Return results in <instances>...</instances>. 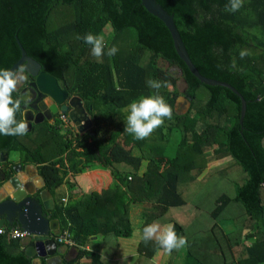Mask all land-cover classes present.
Here are the masks:
<instances>
[{"label":"trees","instance_id":"trees-1","mask_svg":"<svg viewBox=\"0 0 264 264\" xmlns=\"http://www.w3.org/2000/svg\"><path fill=\"white\" fill-rule=\"evenodd\" d=\"M155 1L173 17L197 71L242 96V125L240 99L200 83L179 59L164 24L140 0H0V68L19 60L17 39L44 72L63 82L70 99L81 101L92 123L79 132L64 115L68 124L62 127L58 112L23 136L0 135V154L7 153L1 169L8 180L17 164L35 166L54 201L48 211L59 224L54 234L67 231L83 247L75 249L73 262L116 264L105 241L132 235L131 205L140 204L135 264H161L164 253L166 264H174L178 249L168 253L155 239L144 241L143 228L153 222L172 224L186 237L187 254L197 264H264V0H244L236 12L226 10L229 0ZM87 33L103 35L105 52L115 46L117 53L93 57L78 38ZM242 50L251 54L241 59ZM159 59L176 67L185 83L190 107L184 114L174 110L181 96L177 79ZM149 80L166 85L159 95L173 116L137 140L125 131L129 105L156 93ZM25 106L18 120H24ZM175 132L179 141L169 154ZM87 170L92 182L81 188L67 183L63 202L57 191L66 176L82 183ZM224 221L232 225L228 233L220 226ZM9 230L0 232V264H32Z\"/></svg>","mask_w":264,"mask_h":264},{"label":"water","instance_id":"water-1","mask_svg":"<svg viewBox=\"0 0 264 264\" xmlns=\"http://www.w3.org/2000/svg\"><path fill=\"white\" fill-rule=\"evenodd\" d=\"M140 1L141 5L150 15L164 24L170 33L175 52L179 59L200 83L206 86L226 88L240 99L241 112L239 124L242 125L246 109V103L242 96L236 89L225 82L203 77L191 62L178 30L175 27L173 17L155 0ZM16 42L20 50V58L10 69L15 70L21 65H25L27 67V75L30 79L28 85L19 92V96L22 97V102L26 105L24 109L28 108L33 112H37L39 110L37 104L44 98L46 107H42L43 109L41 111L45 108L47 109V119L59 112L62 115H67L72 122L68 104L71 99L63 82L44 72L38 62L27 56L17 39ZM175 69L179 72L176 67ZM33 93L36 94V99L30 104ZM84 117L91 127L92 123L85 112ZM80 122L82 121L79 120V125H82ZM6 158L7 153L1 152L0 163L6 160ZM14 171L15 175L6 180L5 174L0 166V189L5 193L4 198L0 200V230L18 227L26 232L28 234L26 238L28 244L24 247V255L32 260V264H37L35 258L45 259L46 256H52L55 253L56 244L50 238V235L53 230V224L57 225L58 221L51 220L48 215V211L54 208V201L49 191L43 189L44 183L39 175L35 176L39 181L38 185L32 177H21V168L19 170H15L14 168Z\"/></svg>","mask_w":264,"mask_h":264},{"label":"clouds","instance_id":"clouds-1","mask_svg":"<svg viewBox=\"0 0 264 264\" xmlns=\"http://www.w3.org/2000/svg\"><path fill=\"white\" fill-rule=\"evenodd\" d=\"M244 0H229L226 10L236 12L243 7ZM91 46L93 57L100 58L103 55L114 56L118 49L113 46L107 48L103 35L87 33L78 37ZM250 51L242 50L240 57L250 55ZM27 67L21 65L15 70L0 68V135L23 136L28 132V123L23 119H17L21 113L22 97L14 95L27 82ZM149 87L156 93L133 101L129 105V114L125 131L132 134L137 140L149 137L157 128L164 124L165 119L171 120L173 116L172 107L159 95L162 82L149 80ZM5 229V228H4ZM143 239L145 242L155 239L157 243L168 253L174 249H180L187 245V238L176 233L172 224L163 228L159 223L153 222L143 228Z\"/></svg>","mask_w":264,"mask_h":264},{"label":"rangeland","instance_id":"rangeland-1","mask_svg":"<svg viewBox=\"0 0 264 264\" xmlns=\"http://www.w3.org/2000/svg\"><path fill=\"white\" fill-rule=\"evenodd\" d=\"M105 34L110 37L111 32H110V27L107 26L105 29ZM158 65L162 68V69H166L169 72H171L177 79V90L178 92L181 94V96H179L176 101H175V105H174V110L176 113L178 114H184L188 111L189 107H190V101L186 98V96H184V90H185V83L180 75V72H178L175 67H170L166 62H163L162 60H158ZM25 86V84L19 89V92L22 90V88ZM171 89V88H169ZM69 114L71 116L72 119V124L74 125V128L79 131V132H83L87 129L90 128L88 122L86 121V118L84 117V109L82 108L81 105V101L76 98V97H72L71 100H69ZM47 109L45 108L43 110V113H36L33 112L29 109H26L24 112V120L28 123L29 127L28 129L31 127V125L33 123H37L40 122L44 119H47V114H46ZM79 120H82V122H80L82 124V127H80L79 125ZM179 141V134L178 133H173L170 137V139L167 142V149L166 152H168L169 154H173V149L176 148L177 143ZM11 155L13 156H17V154L12 153ZM96 168V167H94ZM145 168V163L142 165L141 170H144ZM69 180V179H68ZM65 189V186L61 187L58 191V195L60 196H65L64 199H66V194L63 193ZM63 193V194H62ZM3 198V197H2ZM0 198V200L2 199ZM102 204V202L100 203V205ZM131 218L133 221V231H132V235L129 237H118L116 239H114L113 237L110 238V243L116 244L114 245L113 248H111L109 251L112 253V251L114 253H118L120 252L123 255L126 254H130L136 251V247L138 244V240L140 238V231L138 229L140 222L142 220V216H143V209L141 207L140 204H135V205H131ZM118 244V247H117ZM120 244V245H119ZM123 244V247H122ZM120 247L119 251L118 248ZM166 253L163 254L162 256V261L161 264H166V261L168 260V256L165 255ZM136 260V258H134ZM138 259V256H137ZM138 261V260H137ZM124 264H130L129 261H125ZM174 264H197L188 254H187V250H186V246L183 248L178 249V253H177V257L174 261Z\"/></svg>","mask_w":264,"mask_h":264},{"label":"crops","instance_id":"crops-1","mask_svg":"<svg viewBox=\"0 0 264 264\" xmlns=\"http://www.w3.org/2000/svg\"><path fill=\"white\" fill-rule=\"evenodd\" d=\"M82 121V120H81ZM72 123V122H71ZM82 127V125H80V127L79 128H81ZM30 129V128H29ZM28 129V130H29ZM16 158H17V156H13V155H10V159H12V160H16ZM6 160H7V158H6ZM5 161V160H4ZM3 161V162H4ZM15 170H19V168H21V166L19 165V164H17L15 167ZM21 177H23V178H26L27 176H29V177H32V178H34V180L36 181V184H38L39 185V181L36 179V175H37V173H36V169H35V166H33V165H27L24 169H22L21 168ZM26 174H25V173ZM87 174H91L90 173V170H87L85 173H83V176L85 177L84 178V180H82V183L81 182H78L77 180H76V176L74 177V175L72 174V173H69L67 176H66V178H65V180H66V184L65 185H63V186H65V189H64V191H63V193H65L66 194V196L68 195V185H67V183H74L75 184V188H81V184H86L87 183V181L88 182H92V180H91V178L90 179H88L87 180ZM69 179V180H68ZM95 182V181H94ZM17 186V185H16ZM59 191V190H58ZM58 191H57V193H58ZM62 193V194H63ZM4 196H5V193L0 189V198H4ZM2 198V199H3ZM64 198H65V196H64ZM67 198V197H66ZM1 199V200H2ZM220 226L223 228V230L226 232V233H228V232H230L231 230H232V225H231V223L229 222V221H224V222H222L221 224H220ZM53 230H52V232H51V235H54V233L55 232H57V230H58V227H59V224H57V225H55V224H53ZM110 241V238L108 239V240H106L105 241V246H104V248L106 249H111V248H113L114 247V245H116V244H113V243H110L109 242ZM20 244H21V247L22 248H24L25 246H26V244H28V240L27 239H23V240H21L20 241ZM56 244V243H55ZM120 245V244H119ZM117 247H118V244H117ZM122 247H123V244H122ZM76 249V248H75ZM75 249H72V248H66V247H64V246H60V247H58L57 246V244H56V248H55V253H54V255H52V256H46L45 257V261H46V263L47 264H60L62 261H66V262H68V263H70V262H73L74 261V259H75V256H76V250ZM87 249V248H86ZM119 249H120V247L118 248V251H119ZM165 255H167L168 256V254L166 253ZM113 258H114V260H115V262H116V264H124L125 263V261H129V263L130 264H135L136 262H137V253H136V251L135 252H133V253H130V254H126V255H123V254H121L120 252H118V253H113ZM134 258H136V260L134 259ZM168 259V258H167ZM41 260L42 259H39V258H35V261L37 262V264H41ZM167 262V261H166ZM72 264H90V262H89V260L88 259H86V258H82V259H80V260H78V261H75V262H73Z\"/></svg>","mask_w":264,"mask_h":264},{"label":"built area","instance_id":"built-area-1","mask_svg":"<svg viewBox=\"0 0 264 264\" xmlns=\"http://www.w3.org/2000/svg\"><path fill=\"white\" fill-rule=\"evenodd\" d=\"M60 120L63 123V126H67L68 124V120L67 118L62 115L60 117ZM63 202H66V199L62 200ZM4 229H1L0 232H3ZM9 236L12 239H18V240H23L26 239L28 237V234L24 231H22L20 228H13L9 230ZM50 238L57 244L60 246H64L66 248H80L83 249V247H81L80 245H78L72 238V236L67 232V231H63L62 233L59 234H54V235H50Z\"/></svg>","mask_w":264,"mask_h":264},{"label":"flooded vegetation","instance_id":"flooded-vegetation-1","mask_svg":"<svg viewBox=\"0 0 264 264\" xmlns=\"http://www.w3.org/2000/svg\"><path fill=\"white\" fill-rule=\"evenodd\" d=\"M28 83L30 82V79H29V77H28ZM28 83H27V85H28ZM26 85V86H27ZM26 86H24L23 88H25ZM22 88V89H23ZM36 99V94H34L33 93V98H32V100H31V102H30V104L34 101ZM45 99L43 98V99H41L40 100V102L37 104V106L39 107L38 109V111L36 112V113H40V112H42L43 113V111H41V109H43L42 107H46V103H45V101H44ZM29 106V105H28Z\"/></svg>","mask_w":264,"mask_h":264}]
</instances>
